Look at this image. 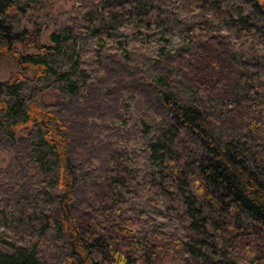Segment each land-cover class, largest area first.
<instances>
[{"label":"trees","instance_id":"16d2710c","mask_svg":"<svg viewBox=\"0 0 264 264\" xmlns=\"http://www.w3.org/2000/svg\"><path fill=\"white\" fill-rule=\"evenodd\" d=\"M75 1L44 42L42 0H0V264H264V55L235 59L210 21L264 45V0H181L198 14L184 46L157 58L134 47L128 62L97 48L88 81L68 66L81 27L95 23L84 41L110 34L104 17L155 30L163 12L157 0ZM126 100L159 122L145 156L192 185L186 239L136 229L137 179L105 124ZM180 199L170 193L174 211Z\"/></svg>","mask_w":264,"mask_h":264},{"label":"rangeland","instance_id":"374dc122","mask_svg":"<svg viewBox=\"0 0 264 264\" xmlns=\"http://www.w3.org/2000/svg\"><path fill=\"white\" fill-rule=\"evenodd\" d=\"M104 1L109 2L110 0ZM42 2L44 12H47L49 18L42 20L45 25L41 39L47 42L48 34L56 25L65 23L68 17L76 16L75 8L79 2L75 0H42ZM157 3L163 12V17L161 25L155 30L142 28L136 30L132 27L131 20L124 16L115 19L104 17L101 24L108 26L110 34L104 38L93 37L84 41L81 37L91 33L95 28V23L93 21L89 27H81L72 38L74 42L70 47L71 60L68 66H73L72 73L86 81L98 77L100 73L93 72L90 69L91 66L84 62L85 60L90 62L97 60L96 53H94L97 48L100 52H114L128 62L134 47L141 46L145 48V54L148 57L157 58L162 53L172 52L184 46L188 41V34L184 29L187 24L196 20L198 14L193 13L189 5L181 0H157ZM33 9H28L25 14L27 20L23 21V24L26 23L30 27L31 21L36 20L38 16V11ZM210 21L212 32L223 36L235 59L258 58L264 55V45H261L255 37L245 36L211 15ZM9 72L6 66L0 65V80L6 79ZM52 96V93L44 92L42 99L50 102ZM119 115V118L109 119L105 124L110 127L111 131L121 132L122 136L114 141L126 148L129 168L137 179L138 198L134 202L135 212L132 214L137 231L163 230L178 234L184 239L188 238L190 231L187 228L190 219L185 213L189 206L185 202L195 194L192 185L174 178L166 162L160 161L156 155L147 157L144 154L150 152L149 140L156 138L155 129L158 128V120L152 113H149L147 117L137 114L134 111L133 102L128 100ZM9 159L10 156L0 150V167L7 165ZM171 192L180 194L181 199L177 211L172 209ZM191 207H196V205ZM3 232L4 229L0 227L1 236ZM6 238L13 243H24L19 236ZM193 238L209 241L208 237L196 234H193ZM217 257L222 256L217 255Z\"/></svg>","mask_w":264,"mask_h":264}]
</instances>
